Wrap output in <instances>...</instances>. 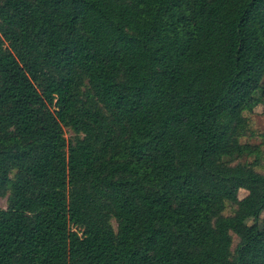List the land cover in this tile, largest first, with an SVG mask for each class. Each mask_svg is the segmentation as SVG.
<instances>
[{
  "label": "trees",
  "instance_id": "1",
  "mask_svg": "<svg viewBox=\"0 0 264 264\" xmlns=\"http://www.w3.org/2000/svg\"><path fill=\"white\" fill-rule=\"evenodd\" d=\"M263 76L264 0H0V264H264Z\"/></svg>",
  "mask_w": 264,
  "mask_h": 264
},
{
  "label": "rangeland",
  "instance_id": "2",
  "mask_svg": "<svg viewBox=\"0 0 264 264\" xmlns=\"http://www.w3.org/2000/svg\"><path fill=\"white\" fill-rule=\"evenodd\" d=\"M262 85L264 86V76L262 79ZM86 89V86L83 87ZM260 94V93H259ZM243 115L247 120V127L245 130L239 135V141L243 144H251L258 146L260 150L259 155L252 154H243L241 156L232 158L229 162L233 163H242V164H250L253 165L255 170L264 173V141L262 137V132L264 131V95L262 96V102L255 106L252 111H244ZM64 136L67 140H70L73 136L72 130L69 127H63ZM249 193H261L260 188L251 187L247 189H240L238 192V197L243 198L245 195ZM7 207V195L0 196V208ZM234 210V207L227 202L223 213L225 215H230ZM111 224L116 227V223L114 220H111ZM78 230V228L73 227ZM232 242H231V250H234L236 243L238 241L237 237L234 234H231Z\"/></svg>",
  "mask_w": 264,
  "mask_h": 264
}]
</instances>
